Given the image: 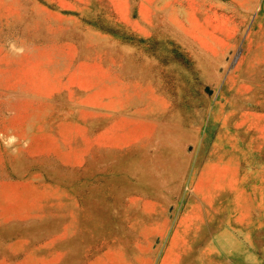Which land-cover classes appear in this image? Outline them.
<instances>
[{"label": "rangeland", "instance_id": "374dc122", "mask_svg": "<svg viewBox=\"0 0 264 264\" xmlns=\"http://www.w3.org/2000/svg\"><path fill=\"white\" fill-rule=\"evenodd\" d=\"M0 264H264V0H0Z\"/></svg>", "mask_w": 264, "mask_h": 264}]
</instances>
